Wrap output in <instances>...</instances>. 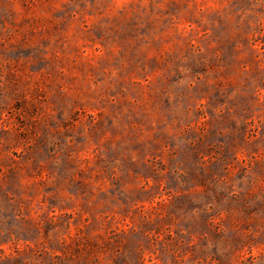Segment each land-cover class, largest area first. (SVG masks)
Instances as JSON below:
<instances>
[{"label": "rangeland", "instance_id": "obj_1", "mask_svg": "<svg viewBox=\"0 0 264 264\" xmlns=\"http://www.w3.org/2000/svg\"><path fill=\"white\" fill-rule=\"evenodd\" d=\"M0 264H264V0H0Z\"/></svg>", "mask_w": 264, "mask_h": 264}]
</instances>
